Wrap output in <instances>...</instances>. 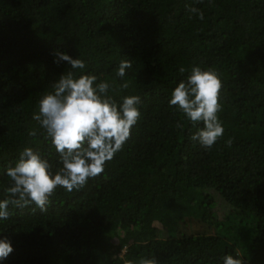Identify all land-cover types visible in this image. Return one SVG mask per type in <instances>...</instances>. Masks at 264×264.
Returning a JSON list of instances; mask_svg holds the SVG:
<instances>
[{
    "label": "trees",
    "instance_id": "16d2710c",
    "mask_svg": "<svg viewBox=\"0 0 264 264\" xmlns=\"http://www.w3.org/2000/svg\"><path fill=\"white\" fill-rule=\"evenodd\" d=\"M194 66L222 82L211 150L191 140L203 124L169 104ZM69 71L112 84L118 104L140 96L141 118L80 190L58 186L46 212L9 205L0 239L13 252L0 264H264V0H0V200L24 148L62 167L33 115Z\"/></svg>",
    "mask_w": 264,
    "mask_h": 264
},
{
    "label": "clouds",
    "instance_id": "9594fccd",
    "mask_svg": "<svg viewBox=\"0 0 264 264\" xmlns=\"http://www.w3.org/2000/svg\"><path fill=\"white\" fill-rule=\"evenodd\" d=\"M198 19L204 13L198 8L189 9ZM56 62L66 61L72 69L83 70L85 61L57 52ZM130 60H121L117 75L123 78L130 69ZM184 72V69H180ZM95 75L75 77L69 71L63 74L48 93L39 101V112L33 115L50 138L59 154L62 167L53 173L52 164L47 159L26 147L19 155L14 167L6 171L11 186L5 189L6 198L0 200V220H8L9 205L23 209L31 204L41 211H47L50 198L58 186L68 192L80 190L91 178L105 170L107 162L124 149L131 138V129L141 118L139 105L141 97L125 96L121 103L109 95L113 85L109 82L96 83ZM128 82L120 85L127 89ZM222 82L215 70H202L199 66L191 69V74L181 81L171 93L170 106H177L186 118L196 126L203 127L191 136V140L207 150L223 138L225 129L218 117L222 111ZM177 127H182L177 124ZM29 135L35 136V131ZM232 139L225 143L231 147ZM13 252L7 238L0 239V260ZM127 264H133L128 261ZM136 264H158L155 256L141 257ZM223 264H243L241 259L231 255L223 257Z\"/></svg>",
    "mask_w": 264,
    "mask_h": 264
},
{
    "label": "rangeland",
    "instance_id": "374dc122",
    "mask_svg": "<svg viewBox=\"0 0 264 264\" xmlns=\"http://www.w3.org/2000/svg\"><path fill=\"white\" fill-rule=\"evenodd\" d=\"M160 225V223H158Z\"/></svg>",
    "mask_w": 264,
    "mask_h": 264
}]
</instances>
